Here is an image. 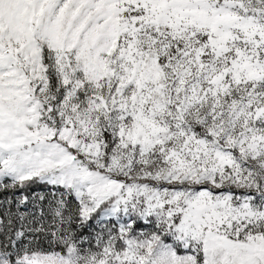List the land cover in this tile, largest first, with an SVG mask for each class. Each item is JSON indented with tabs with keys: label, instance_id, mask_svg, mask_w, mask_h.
<instances>
[{
	"label": "snow or ice",
	"instance_id": "6c2138e0",
	"mask_svg": "<svg viewBox=\"0 0 264 264\" xmlns=\"http://www.w3.org/2000/svg\"><path fill=\"white\" fill-rule=\"evenodd\" d=\"M0 264H264V0H0Z\"/></svg>",
	"mask_w": 264,
	"mask_h": 264
}]
</instances>
